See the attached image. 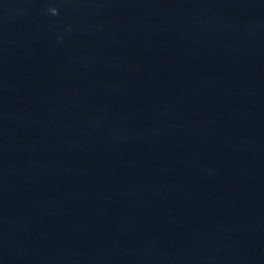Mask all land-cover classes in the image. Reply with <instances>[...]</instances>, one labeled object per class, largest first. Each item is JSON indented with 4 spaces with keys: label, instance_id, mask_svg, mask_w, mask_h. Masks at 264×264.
Masks as SVG:
<instances>
[{
    "label": "clouds",
    "instance_id": "9594fccd",
    "mask_svg": "<svg viewBox=\"0 0 264 264\" xmlns=\"http://www.w3.org/2000/svg\"><path fill=\"white\" fill-rule=\"evenodd\" d=\"M50 11L55 15V14H57V10L56 9H50Z\"/></svg>",
    "mask_w": 264,
    "mask_h": 264
}]
</instances>
